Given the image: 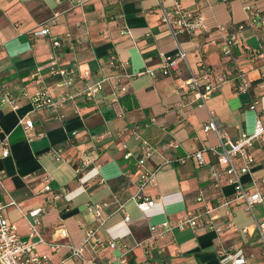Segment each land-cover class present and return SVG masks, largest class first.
Listing matches in <instances>:
<instances>
[{
    "label": "crops",
    "instance_id": "crops-1",
    "mask_svg": "<svg viewBox=\"0 0 264 264\" xmlns=\"http://www.w3.org/2000/svg\"><path fill=\"white\" fill-rule=\"evenodd\" d=\"M179 1L186 9L200 14L208 29L192 37H179L187 63L179 59L177 70L150 76L144 71L160 67L161 53L173 54L177 50L175 40L159 19L156 0H85L81 4L76 0H0V136H8L10 144L8 157H3L0 149V172L5 174L0 202L5 206L15 202L3 214L28 243L38 242L36 237L29 238V212L43 210L37 228L43 242L35 245V252L49 255L56 264H83L70 255L69 248L81 245L87 232L93 230L95 238L105 243V228L121 222L125 214L130 216L127 241L132 246L126 264H221L222 254L238 250L244 253L245 264H264V247L253 224V219L264 221V204L254 206L252 216L241 201L234 200L233 188L224 178L214 187L209 170L223 167L207 153L203 167L193 158L183 164L164 163L185 158L194 150L217 146L215 134L203 131L210 111L218 129L232 142L242 133L252 132L256 117L264 120L258 108H251L252 100L264 94V24L246 27L237 34L234 61H227L220 52L223 35L233 32L235 24L246 19L247 6L259 9L264 18V0ZM163 2L168 7L173 0ZM45 26L48 34L34 33ZM55 36L62 39L56 49L61 64L76 70L72 91L80 92L84 87L77 78L86 69L91 71L90 83L121 73L120 85H125L126 91L104 82L94 96L78 95V112L66 103L63 120L54 118L46 108L33 111L27 97L21 96L16 109L2 103L7 88L17 95L23 90L34 91L30 74L36 67H46L54 51ZM112 56L114 64L110 65ZM121 61L127 63L123 68L116 66ZM200 66L211 69L213 76L228 77L204 106L198 105L193 91L179 89L190 72L196 73ZM238 72H244L249 79L250 87L245 93L236 90ZM57 83L55 76L44 80L54 96L64 90ZM23 117L33 122L28 134L20 123ZM151 117L156 122L143 127L140 134L155 151L139 167L135 159H123L121 144L137 155L138 143L127 127L145 123ZM106 131L113 137L100 139ZM170 143L176 147L171 148ZM52 148L60 150L58 159L50 154ZM263 148V141L254 142L250 154L255 162L250 174L242 175L241 180L250 192L258 189L264 195V184H251L253 179L264 176ZM86 159L90 161L88 166H84ZM235 163L241 165L240 160ZM158 167L156 184L146 187L144 195L153 200L169 198L176 203L165 207L159 216L145 218L130 199L137 191L138 175ZM92 169L97 175L81 185L78 179ZM46 179L59 194L80 186L83 191L70 202L52 201L50 194L42 192ZM200 194L203 201L197 202ZM224 199L230 200L228 206L215 212L220 216L215 224L221 231L207 227L184 231L173 228L163 234L161 223L172 225L187 213L216 208ZM95 205L101 206L99 217L88 211ZM99 218L105 220L104 228L99 229ZM227 222L233 227L228 228ZM243 228L246 233H242ZM60 230L65 231L64 236ZM82 249L86 259L98 263L116 253L106 246L95 250L92 244H85Z\"/></svg>",
    "mask_w": 264,
    "mask_h": 264
},
{
    "label": "built area",
    "instance_id": "built-area-1",
    "mask_svg": "<svg viewBox=\"0 0 264 264\" xmlns=\"http://www.w3.org/2000/svg\"><path fill=\"white\" fill-rule=\"evenodd\" d=\"M85 0H76L77 4H81ZM158 4V14L160 21L167 27L170 35L175 40L177 44V50L173 54H160L161 65L155 69H146L144 72L150 76H155L156 73L162 75H168L170 72L178 69V60L181 59L185 63L186 52L182 49L179 42V37L181 35H186L188 37L195 36L203 31H206L207 25L204 23L203 18L200 14L194 13L189 9L182 6L179 0H173L170 6H166L163 0H156ZM248 14L244 21L235 24V30L233 32L224 34L222 37V44L220 48L221 55L227 61L235 60L233 48L236 42L237 34L243 31L246 27L255 28L257 26L264 24V18L261 16V12L257 8H252L247 6ZM219 28L224 29L223 26ZM36 35L48 34L49 28L47 26L36 30L34 32ZM66 38H70L68 33H65ZM62 45V39L59 36L52 38V47L54 49L52 55L48 58L46 67L43 69L41 67H36L30 74V79L36 86L32 93H28L26 90L20 93V95L15 94V92L7 88L1 97L2 103H8L12 105L14 109L18 108V104L21 96L27 97L32 104V109L37 110L41 108H46L50 111L54 118L63 120L65 114L62 111L63 106L66 103L71 104L74 107V112H78L76 104L78 101V95L81 93H86L89 96H94L99 92L104 82H111L117 84L120 91H126L125 85H120L121 73L105 76L96 80L92 83L88 82L91 77V71L89 69L83 70L78 75V81L84 83V87L80 92L72 91L71 87L76 79L75 68L72 66L66 67L61 64L60 57L56 52V49ZM1 47V45H0ZM114 57L112 56L109 60V64H114ZM127 64L126 62H117L116 66L123 68ZM47 76H55L58 79V86L64 87V90L56 94L55 96L45 87L44 80ZM129 76V75H126ZM228 80L226 74H219L213 76L211 69L205 66H200L196 73L190 72L188 77L182 81L179 85L180 91L184 89H189L193 91L194 99L199 100L198 105L204 106L206 99H208L214 91H216L224 82ZM236 90L238 92L245 93L249 90L250 82L247 75L244 72H238L236 75ZM251 108H258L262 114H264V94L259 96V98L252 100ZM156 122L154 117H151L145 123H135L127 127V132L129 135L138 143L137 155H134L128 150L126 144H121V149L124 151L123 159L126 161L135 159L137 166L143 167L148 159L151 158L155 149L150 144L148 140L143 138L140 134L143 127H147L149 124ZM20 123L24 127L26 134L30 133L33 127V122L28 117H23ZM204 133H213L217 137V146H210L205 149L194 150L185 158H177L175 160H166L164 163H178L183 164L187 158H193L198 166H205L206 161L204 154L207 153L215 158L218 166L223 167V169L211 167L209 170V179L211 180L214 187H218L222 178L232 186L233 188V198L234 200L241 201L246 211H248L253 216V208L258 204H264V195L256 189L254 192H250L248 188L243 184L241 176L245 174H250L251 166L254 164L255 159L250 154V150L254 146V142L263 141L264 142V120L258 116L256 117L253 125V130L251 133H242L240 138L232 142L225 133L220 131L215 124V119L213 112H209V119L203 124ZM113 134L109 131L104 132L101 138H111ZM30 140V139H29ZM171 148L176 147L175 144L170 143ZM0 149H2V156L8 157L10 154V144L8 136H0ZM264 149V148H263ZM50 154L56 159L60 156V150L52 148L49 150ZM236 160L241 161V165H236ZM90 161L86 159L84 161V166H88ZM160 167L153 170L142 171L137 177V191L130 199L137 208V210L145 218H152L154 216H159L164 213V208L169 204H174L176 201H169V198H160L158 200H153L144 195V189L146 187H152L156 184V173ZM4 172H0V186H2V179L4 177ZM97 175L94 169L89 170L86 174H83L79 179V183L83 185L90 178ZM130 175V173H128ZM253 187L258 184H264V176L259 179H253ZM82 187H78L71 192L65 194H59L54 192L50 187L49 179L45 180L44 187L42 189L43 193L50 194V200L52 201H65L70 202L74 196L79 194ZM197 202L203 201L202 195L196 197ZM230 200L224 199L221 204L213 209H203L195 210L192 213H187L180 218L176 219L171 225L168 222L161 223L163 228V234H168L173 228L180 231L184 230H195L199 227H207L216 232L221 231L220 226H216L215 222L220 219V216L215 212L223 207H227ZM15 205V202H10L8 205H3L0 202V262L2 264H56L52 261L51 257L46 254H39L35 252V245L37 243H42L38 233V226L40 224L39 217L43 210L41 208L34 209L29 212V217L31 219L30 223V233L29 238L36 237L38 239L37 243H28L23 241L19 234L17 226L13 223L7 221L3 210L8 206ZM102 206H105L102 205ZM101 206L95 205L93 208H89L88 211L93 213L95 216L99 217ZM130 222V216L125 214L121 222L114 226L106 227L105 232L108 236L106 242H102L95 238L96 230L88 231L82 244L75 247H70V255L72 257L78 258L83 262V264H126L127 256L132 250V246L128 244L127 238L130 236V231L127 228V224ZM253 224L255 229L258 231L261 241L264 247V221H257L253 219ZM105 220L99 218V229L104 228ZM228 228H232L233 225L230 222L226 223ZM242 233H246V228H243ZM61 236L65 235L64 230L59 231ZM92 244L95 250L102 248L103 246L108 247L110 250L116 252L114 256L103 262L98 263L84 257L83 245ZM52 249H54L52 247ZM221 264H245L246 257L242 250H238L233 254H222L220 258Z\"/></svg>",
    "mask_w": 264,
    "mask_h": 264
},
{
    "label": "water",
    "instance_id": "water-1",
    "mask_svg": "<svg viewBox=\"0 0 264 264\" xmlns=\"http://www.w3.org/2000/svg\"><path fill=\"white\" fill-rule=\"evenodd\" d=\"M0 264H2V263L0 262Z\"/></svg>",
    "mask_w": 264,
    "mask_h": 264
}]
</instances>
